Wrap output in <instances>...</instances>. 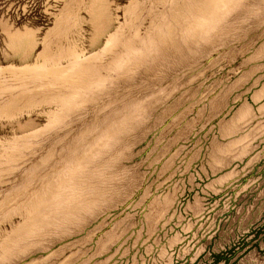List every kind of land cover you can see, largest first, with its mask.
<instances>
[{"label": "rangeland", "instance_id": "374dc122", "mask_svg": "<svg viewBox=\"0 0 264 264\" xmlns=\"http://www.w3.org/2000/svg\"><path fill=\"white\" fill-rule=\"evenodd\" d=\"M0 264H264V0H0Z\"/></svg>", "mask_w": 264, "mask_h": 264}]
</instances>
